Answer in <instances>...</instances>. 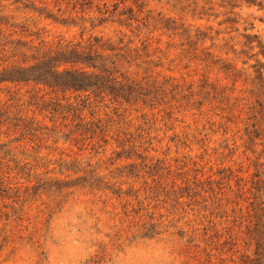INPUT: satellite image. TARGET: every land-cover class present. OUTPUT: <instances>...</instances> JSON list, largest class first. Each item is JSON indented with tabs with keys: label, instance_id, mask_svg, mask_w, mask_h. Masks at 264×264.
<instances>
[{
	"label": "rangeland",
	"instance_id": "obj_1",
	"mask_svg": "<svg viewBox=\"0 0 264 264\" xmlns=\"http://www.w3.org/2000/svg\"><path fill=\"white\" fill-rule=\"evenodd\" d=\"M64 45L163 88L42 99ZM263 91L264 0H0V264H264Z\"/></svg>",
	"mask_w": 264,
	"mask_h": 264
},
{
	"label": "trees",
	"instance_id": "obj_2",
	"mask_svg": "<svg viewBox=\"0 0 264 264\" xmlns=\"http://www.w3.org/2000/svg\"><path fill=\"white\" fill-rule=\"evenodd\" d=\"M109 47L110 46L97 45L96 50H94L93 46H90L88 48L79 45H64L61 47L59 46L58 48H56V50H48L46 52V55L41 57L42 61L35 59L37 61V65L26 66V62H23L22 65L25 66H20L18 67V69L23 72H30L34 70L37 71V68L41 62H45L47 60V57L51 56V54L57 53H60L61 55L70 53L71 55L79 57L85 56L88 59L89 62H85V66L83 68L73 70L60 69L61 65L58 64L52 66L45 72L50 78V81L54 83V85H50L49 83L44 82L42 86L44 87V89H48L49 91L44 93L41 98L43 99L44 97H47L49 101L54 100V95L57 94L58 91H60L63 94L65 92L69 93L68 97L59 100L66 101V103L71 101L72 103H74L78 97L75 94L83 93L85 98L84 100L86 101H95L97 98H99L101 100L107 99L109 102L118 103V101H121L125 104H129L134 97H147L151 94L152 91L159 92L163 88L162 85H159L154 81L150 82L144 80H131L129 77L124 76L122 73L118 74L117 71L114 75H108V71L105 70V66L108 61V57L106 54L112 51V49ZM91 52H93V56L91 55ZM94 59H98L99 61H101L99 66L95 64L96 62L94 61ZM25 82L27 83L29 82V80H25ZM203 86H209V91H204L203 95H212V102L214 101V103L216 102L222 105V110H228V113L237 109L240 106V103L244 100L239 99V97H232V95L234 94L233 92H231L230 94H225L224 89L213 86L212 84H203ZM260 86L263 89V86ZM191 87L192 85L189 89H191ZM262 97L264 98V91ZM203 103L204 101L199 103V105L202 106ZM249 109L250 111L248 113L250 114L251 108L248 107V110ZM248 120H250V118H248ZM255 126L256 124L252 125V127ZM245 131L246 133L244 134V136H246L247 143L250 142L251 139L248 135L252 132L248 130V127L245 128ZM247 209L248 216L250 217V219L252 218L250 223L253 222V231L260 233L259 230L264 227V214H257V212H255V208L251 203L249 208L247 207Z\"/></svg>",
	"mask_w": 264,
	"mask_h": 264
}]
</instances>
